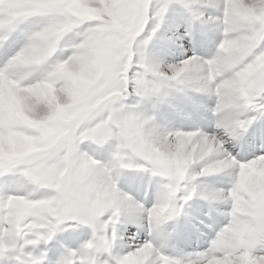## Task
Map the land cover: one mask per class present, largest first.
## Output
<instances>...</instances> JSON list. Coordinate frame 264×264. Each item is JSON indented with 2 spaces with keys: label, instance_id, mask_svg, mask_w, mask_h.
Segmentation results:
<instances>
[{
  "label": "snow or ice",
  "instance_id": "snow-or-ice-1",
  "mask_svg": "<svg viewBox=\"0 0 264 264\" xmlns=\"http://www.w3.org/2000/svg\"><path fill=\"white\" fill-rule=\"evenodd\" d=\"M0 264H264V0H0Z\"/></svg>",
  "mask_w": 264,
  "mask_h": 264
}]
</instances>
